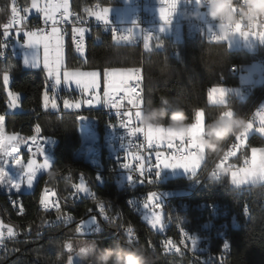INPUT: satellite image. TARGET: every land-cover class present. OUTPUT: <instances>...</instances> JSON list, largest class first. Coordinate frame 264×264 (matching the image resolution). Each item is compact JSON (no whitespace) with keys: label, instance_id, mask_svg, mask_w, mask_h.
<instances>
[{"label":"trees","instance_id":"16d2710c","mask_svg":"<svg viewBox=\"0 0 264 264\" xmlns=\"http://www.w3.org/2000/svg\"><path fill=\"white\" fill-rule=\"evenodd\" d=\"M31 0H0V25L11 15L13 3L26 7ZM94 3L104 8L122 4V0H71V7L79 11H88ZM158 43L160 46H158ZM66 67L81 69H100L106 71L116 67H143L144 102L146 108L159 105L160 97H179L188 113V123L195 121L196 112L203 109L205 123L214 118L222 107H232L238 114L248 115L264 92V83L251 88L245 99L230 95L226 105L211 103L208 92L217 86L234 87L239 85L240 68L255 60L264 62V42L258 44L255 53L246 49H231L227 41L210 43L204 39H186L176 42L173 36L162 34L148 48L139 45L122 44L103 36L100 43L90 42L84 54L80 55L69 49L64 54ZM235 66L236 70L232 69ZM12 77L10 88L20 92L21 110L8 112L3 76L5 71ZM45 73L22 67L20 57H12L6 63H0V116L5 118L6 130L32 135L33 126L39 124L47 137L56 140L53 150L51 169L38 179L32 190L23 192H0V219L13 226L18 236L3 240L4 248L0 253V264H56L58 249L56 241H68L73 235H86L99 238L101 246H108L119 241L125 247L144 245L152 251L156 264H197L189 255L182 252H163L160 233L150 226L127 205L130 192L114 184L100 185L97 175L90 165L84 162L85 141L78 117L81 114L95 116L99 109H86L81 112L64 111L63 101H58L61 108L53 111L44 106ZM51 105V104H49ZM161 126H167V120ZM264 147V136L253 133L247 138L237 156L232 160L242 163L250 157L251 149ZM23 156L25 154L23 153ZM216 159L207 156L200 175ZM93 189L94 197H84L75 203L72 195L73 185L79 178ZM188 180L190 178H182ZM180 179L172 180L173 184ZM55 188L60 200L59 213L55 210H43L40 205L43 189ZM21 197L20 209H14V198ZM212 201L228 204L232 212H241L243 204H249L250 217L242 220L240 228L231 229L228 241L231 246L226 263L222 264H264V183L253 184L244 188L232 186L229 176L208 183L199 195ZM104 203L110 215L108 221L98 218L99 229L88 233L79 232L80 222L95 215L97 201ZM195 200V195L189 197ZM68 211V217L75 220L70 223H50L53 216H60ZM126 227L134 231L135 240L129 243L124 233ZM69 253L64 251L60 264H66ZM74 264H87L86 261L74 260Z\"/></svg>","mask_w":264,"mask_h":264},{"label":"built area","instance_id":"2783aa9c","mask_svg":"<svg viewBox=\"0 0 264 264\" xmlns=\"http://www.w3.org/2000/svg\"><path fill=\"white\" fill-rule=\"evenodd\" d=\"M15 5L21 10L26 8L21 3H16ZM199 5L200 2L198 0H178L177 10L173 14L171 23L165 27L168 33L164 35L173 36L176 32V27L180 25L186 39L194 40L201 38L210 43L222 42L212 39V33H210L209 29L215 33L217 31V22L211 20L206 10H201ZM131 6V20L123 22L119 20L117 14L109 13V23L97 19L94 15H89V11L102 12L104 6L100 3H94L90 10L84 12L71 7L69 11L74 15L56 25L61 29L63 34L64 54L67 50L71 49L77 54L82 55L85 53L90 42L98 44L101 42L103 36L109 37L114 42L139 45L144 49L145 36L151 33V36L147 40L149 47H151L163 34L161 28L164 25V21L160 17L159 9L166 5H163L161 0H131ZM195 11H200L199 17L190 15L191 12ZM21 14L26 16V19L21 21L19 25H14L10 28L7 37L4 35L3 25L9 21L11 15L0 25V52L3 53V55H0V63H6L12 57H20L23 52L30 50L26 42V32L33 31L41 34L39 30L42 29L45 35L51 33L52 22L48 21L45 23L43 15L31 14L30 12L24 13L23 11ZM59 16L60 13H56L57 19H59ZM76 17H80V19L77 20ZM19 27H22L24 31L20 32L19 36H17L16 32ZM73 27L85 28L83 37L84 50L82 52L78 51L75 46ZM129 28H133V39H114V34L117 37L128 35L126 30ZM243 30L247 31V29ZM256 31L259 32L261 30L257 29ZM233 37L243 36L237 33ZM248 37L259 40L257 36L251 35ZM80 39L77 33L76 40ZM49 47L50 55L53 57L55 55L53 50L54 40H50ZM232 69L236 70V67L233 66ZM137 71L140 76L139 82L129 83L128 86L135 88L142 96V111L146 108L144 102L143 67H136L135 73ZM262 75L264 76V70ZM43 81L48 93V99L51 101H76L82 97V91L75 88L67 90L57 89L54 80L48 74H45ZM243 88L247 91L251 89L249 86H244ZM104 93L105 89L103 88L100 91L103 106L97 110L95 116L91 117L81 114L78 117L85 141L84 162L94 168L95 175H97V183L100 185L114 184L116 187L130 192L126 200L127 205L135 214L142 216L145 224L160 233V245L163 252L185 253L197 264L226 263L231 252V246L228 241L229 232L231 229L240 228L242 220L250 217V206L247 203L243 204L239 214L238 212H232L228 204L199 198L200 193L208 183L226 177L222 176L216 179L210 177L211 169L215 165L221 164V159L216 157L206 171L188 180H183V177H171L168 168L160 165V160H157L156 153H162L161 159L173 156L179 159L181 154L187 155L195 151L190 148V142L187 137L184 142H181L179 138L173 139L172 144L174 147H170L167 141H162L160 144L150 142L145 137L144 132L129 135V129L123 127L121 121L127 120L128 116L126 113H134L136 108L134 105L128 103V100L125 98L126 94L123 91L112 94L111 101ZM97 94L98 92L92 91L86 94L84 99L94 101ZM113 102H119L121 107L117 109L113 106ZM262 109H264V92L253 110L248 114L249 121L253 126L259 118L257 113ZM137 126L144 127L141 121L133 119L132 127ZM13 134H15L16 141H19V143H12L18 145L21 152L25 154L22 160L24 187L26 190H32L33 184L29 186L27 183L28 170L26 166L33 159L38 164L43 154L48 155L49 151L55 150L56 140L44 135L39 124L33 126L32 135L10 132L7 136H13ZM240 134L232 137L225 145V153L233 150L235 152L224 164L233 165L232 170L236 165L232 159L237 156L247 138L245 137V140L241 143L238 139ZM234 145H236L235 148L233 147ZM40 148H43L44 152L38 151ZM169 162L173 161L169 159ZM125 163L129 164L130 167L128 169L123 167ZM141 165H143V175H141L140 171ZM35 175H37V172ZM43 175H38V179L42 178ZM130 176L133 179H130ZM175 179H180V181L175 182L177 183L176 185L172 183V180ZM81 183L88 189L87 192L79 190L76 187ZM73 188L74 191L71 196L75 203L80 202L84 197L95 196L93 189L87 184L86 179L82 177L73 185ZM181 189H195V200H182ZM153 192L157 193V196L152 201H149V195ZM170 192H178V199H175V207H167L166 195H170ZM10 195L14 198V209L22 208L21 197L13 194ZM45 197L53 206L45 207L43 210L51 211L60 206V200L55 188L47 187ZM145 203H149L150 205L159 204V207L150 206L149 208H145ZM0 206L2 205L0 204ZM93 211H95L97 218V223L93 225V230H98L100 227L98 218L108 221L110 215L105 208L101 212L99 204L98 209H93ZM153 211L161 215L162 223L164 224L163 228H154L149 222ZM73 221L75 220L68 219V211L60 216H53L49 219L50 223H70ZM85 221L80 222L79 230L82 229L83 233H88L89 230L83 224ZM127 228L129 227L124 229V233L128 237ZM9 229L12 230L13 235H8ZM19 233L11 225H4L0 229V234H2L0 235V253L4 248L3 240L18 236ZM192 239L195 240L194 247L191 243ZM166 241H171L175 247L170 251L166 250ZM225 245H227V248H225Z\"/></svg>","mask_w":264,"mask_h":264},{"label":"snow or ice","instance_id":"6c2138e0","mask_svg":"<svg viewBox=\"0 0 264 264\" xmlns=\"http://www.w3.org/2000/svg\"><path fill=\"white\" fill-rule=\"evenodd\" d=\"M163 5L159 9L160 17L164 21V25L161 28V31L164 30V27H166L169 23H171L173 14L177 10V4L178 0H161ZM200 2V0H198ZM31 8L35 9L37 12H42L44 14V21L47 23L48 21L52 22V28L50 34H43V30H39L41 34H37V32L28 31L26 32V35L28 37L27 43L29 45H36L40 46L43 43L44 53H43V66L45 69H47L48 76L51 77L55 85L58 86L61 84V79L63 75V81L65 83H68L69 85L74 82L77 87L81 88L84 91H95L99 87V81H98V73L97 72H80V71H63V74H61V69L64 65V56H63V47H64V40H63V34L61 32V29L57 27L56 25L58 23H61L68 18L72 17L74 14L69 11V3L68 0H49V3H47L44 7H41L39 4V0H31ZM27 13L29 12L28 8L25 9H18V7L13 3L11 7V17L7 23L3 25L4 35L7 37L9 35V29L12 28L14 25H19L21 21L26 19V16L22 15L21 12ZM60 13L59 19L56 18V13ZM109 12L110 9L104 8L102 12H91L89 11V15L96 16L97 19L103 20L105 23H109ZM77 20L80 19V17H76ZM24 31L22 27L17 28V36H19L20 32ZM73 40L75 41V46L78 51H83V37L85 34V28L83 27H73ZM210 33H212V39L219 40L220 37L216 35V33H213L211 29H209ZM236 31L241 32V35L247 38L250 34L252 36H257L258 38L264 40V31H254L249 33V31L242 30L241 26L236 27ZM128 35H120L115 36L114 39L118 40H130L134 38V32L133 28H129L126 30ZM79 34L80 40H76V34ZM151 36V33L148 34V36H145V44L144 47L148 48L149 45L147 43V40ZM49 40H54V53L55 55L50 58V51H49ZM39 49H37V54L33 55L30 58V62L33 65H39L40 64V58H39ZM0 55H3L2 52H0ZM29 62V60L26 59V63ZM105 77L107 79V89L105 90L104 95L106 97H109V100L111 101L112 94L119 93L123 91L126 94V99L128 100L129 104L134 105L136 108V111L134 113H126L128 116L127 120H122L121 125L125 127L126 129H129V135H135L137 132H144L145 137L152 143L160 144L162 141H167L170 147H174L172 144L173 139L179 138L181 142H184L185 138L190 142V148L194 149L195 151L190 152L187 155L181 154L179 159L175 156L170 158H164L161 159L162 153L157 152L156 158L157 160H160V165L162 167H170V168H176V167H183L185 169L191 170L194 174L196 173V169L199 166V160L200 157L198 156V153L201 152L202 147L200 143L198 142V135L200 130V124L201 120L205 121V112L198 110L196 112L195 116V123L191 124L190 129L187 133H184L182 131H177L176 129H173L171 127H163V126H144V127H132V120L135 119L137 121H140L141 116V104L143 101L142 96L139 92L136 91L135 88H132L128 86V80L135 79L137 82L140 80L139 73L137 71L136 75L133 76L131 74V71L128 73H125L123 75V78L121 80L120 84H114L113 83V72L108 71L105 72ZM4 82H8V75L7 70L5 71V75L3 77ZM227 90L224 88H217L213 87L208 92V99L210 101L214 100H224L226 96ZM13 96L12 100V107H15V100L18 99V95L16 94H10ZM45 101L48 100V93H44ZM87 103L91 104L93 101L90 99L87 101ZM65 107H75L79 108L80 103H69L67 100L64 102ZM113 106L119 109L121 107V104L119 102H113ZM52 107H56L55 102L52 103ZM231 114V113H227ZM257 116L260 118L261 127L258 128V131L260 133H264V109H262L260 112L257 113ZM253 128V124L249 123L248 129L245 130L243 133L240 134L238 139L243 143L245 140L246 134L248 130ZM34 139V138H33ZM12 142L19 143V141H16L15 134L13 136H7L5 137L3 135V117L0 116V156H7L11 155L12 152L16 151V148L12 147ZM234 148L236 145L233 146ZM40 152H44L43 148L38 149ZM179 151V150H178ZM258 153L260 154L258 156ZM235 154L234 150L229 151L225 153L224 158L221 160V166H223L228 158L230 156H233ZM169 159H171L173 162L169 163ZM16 163L19 165L21 163L20 160H16ZM27 175L28 180L27 183L29 186L32 185L33 180L35 179V174L40 169H47L49 167V159L45 155L44 162L42 164H37L35 159L31 160L27 164ZM124 168H129V164L125 163L123 164ZM143 165H141L140 171L141 175H143ZM158 175V173H157ZM232 176V182L236 185H244L246 183H254L257 181H264V149H252V155L249 160L245 161V166L243 168H237L235 170H232L231 172ZM130 179H133L132 176L129 177ZM5 179V170L3 166V160L0 159V182H3ZM8 182L12 183L11 178H8ZM14 186L17 190L20 188L19 183H15ZM79 190H83L85 192L88 191L86 187L81 183L76 186ZM157 196V193L153 192L149 195V201H152L154 197ZM44 206L50 207L53 206L45 197L44 200L41 201ZM97 203L100 205L101 212L104 210V203L102 201H97ZM152 207H159V204L150 205L149 203H145L144 207L149 208ZM22 210V209H21ZM57 211L59 213V207L57 206ZM108 218V217H105ZM68 219H71L69 216ZM152 225V227L156 228H163L164 224L162 223L161 215L155 211L152 212L151 218L149 221ZM128 233V240L129 243H132L135 239L134 231L131 227L127 228ZM11 229H9L8 235H13ZM2 235V234H0ZM191 243L193 247L195 246V240L192 239ZM166 250L170 251L172 248L175 247L174 244H172L171 241H166ZM225 248H227V245H225Z\"/></svg>","mask_w":264,"mask_h":264},{"label":"clouds","instance_id":"9594fccd","mask_svg":"<svg viewBox=\"0 0 264 264\" xmlns=\"http://www.w3.org/2000/svg\"><path fill=\"white\" fill-rule=\"evenodd\" d=\"M200 9L206 10L208 17L217 22L215 32L219 41H225L247 29L249 33L260 29L264 31V0H200ZM193 17H199L200 11L190 13ZM251 36V35H249ZM213 103L226 105L224 100H214ZM200 111H204L201 109ZM227 113H231L230 115ZM167 120V127L187 133L191 127L188 123L189 116L179 97H160L159 105H151L142 110L140 121L144 126H161ZM249 116L238 114L232 107L224 106L217 115L203 123L202 132L198 136L203 149L200 159L207 156H215L223 159L225 145L232 137L248 129ZM233 165H215L210 171V177L216 179L222 176H230ZM264 183L257 181L253 184ZM179 220L180 218L177 217ZM83 232L82 229L78 230ZM54 246L58 249L56 264L63 260V253H69L66 264H74L76 258L86 261L87 264H156L157 257L144 245L125 247L119 241H114L108 246H101L99 238H89L86 235H73L68 241H56Z\"/></svg>","mask_w":264,"mask_h":264},{"label":"rangeland","instance_id":"374dc122","mask_svg":"<svg viewBox=\"0 0 264 264\" xmlns=\"http://www.w3.org/2000/svg\"><path fill=\"white\" fill-rule=\"evenodd\" d=\"M47 3H49V0H39V4L41 7H44ZM68 3H69V9H70L71 8V0H68ZM26 8L29 9V12L31 14H38V15L44 16V14L42 12H37L35 9L31 8V1L29 4L26 5ZM106 8L110 9L109 13L117 14L120 21L124 22V21L131 20V12H132L131 0H122V4H119L116 6H109ZM162 32H163V34H167L168 30L164 27V30ZM173 38L176 42H183L185 40V36L183 33L182 26L178 25L176 27V32L173 34ZM27 39H28V37L26 35V42H27ZM226 41L228 43V46L231 49H246L251 53H255L256 49L258 47V44H261L264 42V40H262L260 38H259V40H257V39L252 38V37L245 38L244 36L243 37H232ZM48 42L50 45V40ZM27 45L29 46L30 50L25 51L20 55L22 67L25 69H29V70L42 71L43 73L48 74L47 69H45L43 66V53H44L43 43L40 46L29 45L28 43H27ZM158 46H160L159 43H158ZM37 49H39L38 55L40 58V64L39 65H33L30 62V58L33 55L37 54ZM49 51H50V47H49ZM63 56H64V52H63ZM50 58H51V55H50ZM26 59L29 60V62L26 63ZM65 70H67V71L76 70V71H80V72H92V71H94V72L98 73L99 87L95 90L98 92V94L96 95L93 103H91V104L87 103L86 106H84V102H85L84 96L86 94L91 93L92 91H84L81 88L77 87L74 82H72L70 85L68 83H65L63 81V75H62V79H61V84L56 86L57 89L67 90V89L75 88V89L82 91V97H80L78 100H76V101L67 100L69 103H80L79 108L65 107V105H63L64 111H77V112H81V111L86 110V109H100L103 106L102 96L100 94V91L103 88L105 90L107 89V79L105 77V72H108V71L113 72V83L114 84H120L121 80L123 78V75L125 73H128L129 71H131V74L133 76L136 75L135 69L131 68V67H116V68L107 69L106 71H101L100 69L69 68V67H66L65 57H64V65L61 69V74H63V71H65ZM263 70H264V62H262L260 60H255V61H253L249 64H246L240 68L239 85L238 86H234V87L217 86V88H224L227 90L226 96H225V102L227 101V99L230 95H234V96H236L242 100L245 99L248 96L249 91L244 90V88H243L244 86H249L250 88H254L255 86H261L264 83V76L262 75ZM7 75L9 77L8 82L5 83L4 79H3V83H4L5 97H6L7 105H8V112L20 111L22 108L21 107L22 94L20 92L13 91L10 88L12 77L9 73H7ZM132 82H136V80L135 79L128 80L127 83L129 84ZM10 94L18 95V99L15 100V107L11 106L13 96H11ZM53 102H55L56 107H52ZM210 102L213 103L212 101H210ZM49 104H51V108L53 111H58L61 108L60 103L58 101H51L48 99L46 102L45 98H44V106L47 108L49 106ZM2 117H3V135L5 137H7L9 132L6 130V127H5V118H4V116H2ZM193 123H195V121ZM203 123H204V121L201 120L199 135L202 132ZM163 127L167 128V126H163ZM259 127H261L260 118H258V120L255 123V125L253 126V128L248 130L246 137L248 138V136H250L253 133H257L261 136H264V133H260L258 131ZM247 138H246L245 143L243 145H246ZM198 142H199V140H198ZM200 145L203 149V145L202 144H200ZM12 147L16 148V151L12 152L11 155L0 156V159L3 160V166H4V170H5V179L3 182H0V192L1 193H5V192H9V193L17 192L18 193V192H23L26 190L24 187V179H23V167H22V158H23L22 156L23 155L21 154V149L18 147V145H15L12 143ZM254 148L264 149V147H262V148L254 147ZM252 149H251L250 157L252 155ZM259 155L260 154L258 153V156ZM46 156L49 159V167L47 169H40L39 171H37V175H35V179L33 180V183H32L33 184L32 189L36 186V183L38 181L37 176L40 174H44L46 171L50 170L52 167V164L54 161L53 156H49V155H46ZM198 156L200 157V153H198ZM44 157H45V154L42 155V159L39 160L38 164H42L44 162ZM250 157L245 159L242 163H239V164L236 163L235 168L233 170H235L237 168H243L245 166V161L249 160ZM205 159L199 160V166L197 167L195 174L191 170H188V169H185V168L179 167V166L176 168H170V167H167V168H168V171L170 172L169 174L171 177L192 178L196 174L201 172L203 164L205 162ZM16 160H20L21 163L18 165L16 163ZM169 163H171V162H169ZM8 178H11L12 183L8 182ZM229 179H230V176H229ZM230 181L232 183V186H235L237 188H244V187H248L250 185H253L252 183H246L244 185L238 186V185L234 184L231 179H230ZM15 183L20 184L19 190H17L16 187L14 186ZM45 193H47V188L43 189L42 200L45 199ZM96 223H97L96 216L91 215L90 217H88V219H86V221L83 224H84V226L87 227L89 232H91L93 230V225ZM4 225H9V224L3 223L2 220L0 219V229ZM78 261H82V260L80 258H78Z\"/></svg>","mask_w":264,"mask_h":264},{"label":"bare ground","instance_id":"6f19581e","mask_svg":"<svg viewBox=\"0 0 264 264\" xmlns=\"http://www.w3.org/2000/svg\"><path fill=\"white\" fill-rule=\"evenodd\" d=\"M53 150L49 151L48 155L52 156ZM195 195V189H181L182 200H189V197ZM175 199H178V192H170V195H166V204L167 207H175ZM42 201V196H41ZM40 201V205L45 207ZM140 218V214H137ZM143 220V219H142ZM145 222V221H144Z\"/></svg>","mask_w":264,"mask_h":264},{"label":"crops","instance_id":"0c3cea01","mask_svg":"<svg viewBox=\"0 0 264 264\" xmlns=\"http://www.w3.org/2000/svg\"><path fill=\"white\" fill-rule=\"evenodd\" d=\"M97 92V91H96ZM87 105V100H85V102H84V106H86ZM49 107V106H48ZM90 108V107H89ZM21 154L23 155V153L21 152ZM22 157H24V156H22ZM22 160H23V158H22Z\"/></svg>","mask_w":264,"mask_h":264}]
</instances>
